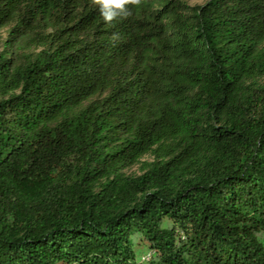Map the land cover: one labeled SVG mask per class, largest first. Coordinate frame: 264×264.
<instances>
[{
	"label": "trees",
	"instance_id": "trees-1",
	"mask_svg": "<svg viewBox=\"0 0 264 264\" xmlns=\"http://www.w3.org/2000/svg\"><path fill=\"white\" fill-rule=\"evenodd\" d=\"M0 0V264H264V0Z\"/></svg>",
	"mask_w": 264,
	"mask_h": 264
},
{
	"label": "clouds",
	"instance_id": "clouds-1",
	"mask_svg": "<svg viewBox=\"0 0 264 264\" xmlns=\"http://www.w3.org/2000/svg\"><path fill=\"white\" fill-rule=\"evenodd\" d=\"M93 3L100 6L103 19L110 23L121 13L127 14L126 5H139L141 0H93Z\"/></svg>",
	"mask_w": 264,
	"mask_h": 264
},
{
	"label": "rangeland",
	"instance_id": "rangeland-1",
	"mask_svg": "<svg viewBox=\"0 0 264 264\" xmlns=\"http://www.w3.org/2000/svg\"><path fill=\"white\" fill-rule=\"evenodd\" d=\"M189 5L202 4L206 0H185ZM7 36V28L0 30V51L4 49V42Z\"/></svg>",
	"mask_w": 264,
	"mask_h": 264
}]
</instances>
